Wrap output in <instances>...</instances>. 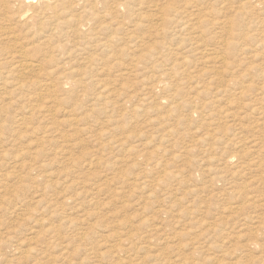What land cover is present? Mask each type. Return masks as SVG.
Listing matches in <instances>:
<instances>
[{"label": "rangeland", "instance_id": "374dc122", "mask_svg": "<svg viewBox=\"0 0 264 264\" xmlns=\"http://www.w3.org/2000/svg\"><path fill=\"white\" fill-rule=\"evenodd\" d=\"M104 6L95 37L0 20L42 67L0 68V264H264V0Z\"/></svg>", "mask_w": 264, "mask_h": 264}, {"label": "bare ground", "instance_id": "6f19581e", "mask_svg": "<svg viewBox=\"0 0 264 264\" xmlns=\"http://www.w3.org/2000/svg\"><path fill=\"white\" fill-rule=\"evenodd\" d=\"M33 0H0V20L1 21H9V22H13V23H16V26L18 27V31L17 33H21V32H25L23 31L26 27L28 28L33 21H38V24L39 26H42V25H46L47 24V29H51L53 28V30H60V34L61 35H67L69 32L74 34L76 32H80V33H86L92 37H95L94 33H91L88 31V29L91 31V19L92 17L93 18H97V14H98V8H97V4L99 1H102L104 3V8L105 10L104 11V14L101 15V16H116V14L121 11V9L124 10V8L126 7H129L131 5V2L132 0H85L84 2L86 3V5H83L81 4V1L80 0H39V3H40V6L41 8L38 9V10H35L33 9L32 7H30V3L32 2ZM35 1V0H34ZM148 1V0H147ZM211 1V0H210ZM83 2V3H84ZM172 3V2H170ZM180 4V3H179ZM195 4V3H194ZM192 4V5H194ZM142 5V4H141ZM165 5V4H164ZM83 8L79 11V8ZM88 6V7H87ZM157 6V5H156ZM185 6V5H184ZM210 6V5H209ZM164 6H162L161 4V7H157V11L154 13V15H156L157 17H159V19L161 18L163 20V16H164V20L165 22H169L171 21L172 19L170 18H167L165 15H164V10L165 8H163ZM219 7V6H218ZM78 8V10H77ZM103 8V9H104ZM177 8V7H176ZM187 8V7H186ZM195 8V7H194ZM198 8V7H197ZM146 9V8H145ZM183 9V7H182ZM211 9V8H210ZM102 10V9H101ZM138 10H141V9H138ZM169 12H171V7H169L167 9ZM196 10V9H194ZM193 10V11H194ZM207 10V9H206ZM148 11V10H146ZM174 11H177L176 9H174ZM192 11V12H193ZM100 12V11H99ZM151 12V10H150ZM153 12V11H152ZM188 12V11H187ZM196 12V11H195ZM198 12V11H197ZM200 12V11H199ZM205 13V12H204ZM123 14V13H122ZM121 14V15H122ZM127 14V13H126ZM136 14V13H135ZM134 14V15H135ZM148 14V13H147ZM150 14V13H149ZM202 14V13H201ZM142 15V14H141ZM146 15V14H144ZM187 15V14H186ZM189 15V14H188ZM86 16H91V18H89L90 20H88L87 18L85 19ZM140 16V15H139ZM152 17V15H150ZM195 16V15H194ZM197 16V14H196ZM209 16V15H208ZM181 17V16H180ZM183 17V16H182ZM192 17V16H190ZM213 17V16H212ZM119 18V17H118ZM199 19V17H197ZM203 18V16H202ZM201 18V19H202ZM210 18V17H209ZM233 18V17H232ZM185 19V17H184ZM194 18H192L193 20ZM228 19L225 17V20ZM109 20V19H108ZM156 20V19H155ZM174 20V19H173ZM152 21V19H151ZM198 21V20H197ZM216 21V20H215ZM221 21H223L221 19ZM108 21H106L105 23H107ZM119 23H121L120 21H118ZM153 22V21H152ZM155 22V21H154ZM174 22V21H173ZM175 22H177V19L175 20ZM179 22V21H178ZM177 22V24H178ZM188 23V21H186ZM186 22H185V25H186ZM228 22V21H227ZM109 23V22H108ZM143 23V21H142ZM145 23V21H144ZM162 23V21H161ZM190 23V22H189ZM211 23V22H210ZM219 23V22H218ZM222 23V22H221ZM221 23L219 26H221ZM224 23V22H223ZM98 24V23H97ZM101 24V23H100ZM125 24V23H124ZM152 24V23H151ZM197 24V23H196ZM217 24V23H216ZM215 24V25H216ZM231 24V23H230ZM229 24V25H230ZM239 25H241L240 22H238ZM2 25V24H1ZM6 25V24H5ZM10 25V24H9ZM12 25V24H11ZM10 25L9 26H0V28H9V29H12V30H9L10 33H9V36L11 34H14L15 35V31H13L14 28H12ZM104 25V24H103ZM113 25V24H112ZM119 25V24H118ZM132 25V24H131ZM142 25V24H141ZM159 25V24H157ZM184 26V24H182ZM226 25V24H225ZM228 25V24H227ZM15 26V24H14ZM32 26V25H30ZM50 26V27H48ZM95 26V25H94ZM182 26V27H183ZM193 25L191 24L190 27H192ZM210 26V25H209ZM218 26V25H216ZM45 27V26H42V27H39L40 30ZM135 28V26H133ZM131 27V28H133ZM142 27V26H141ZM151 27V26H150ZM149 27V28H150ZM180 27V26H179ZM195 27V26H194ZM202 27V26H201ZM99 28V27H98ZM171 28V27H170ZM203 28V27H202ZM216 28V27H215ZM226 28V27H225ZM228 28V27H227ZM38 29V28H37ZM94 29V27H93ZM92 29V30H93ZM143 29V28H142ZM153 29V27L151 28ZM159 29V28H158ZM160 29H161V26H160ZM167 29V28H166ZM172 29V28H171ZM176 29V28H175ZM179 29V28H178ZM187 29V28H186ZM190 29V28H189ZM230 29V27H229ZM228 29V30H229ZM3 30V29H2ZM5 30V29H4ZM98 30V29H97ZM123 30V29H122ZM127 30V29H126ZM131 30V29H130ZM141 30V29H139ZM145 29H143L144 31ZM1 31V30H0ZM27 31V29H26ZM42 31V30H41ZM45 31V30H44ZM94 31V30H93ZM96 31V30H95ZM135 31V30H134ZM180 31V30H179ZM245 31V30H244ZM247 31V30H246ZM251 31V29H250ZM109 32V31H108ZM132 32V31H131ZM141 32V31H140ZM175 33V31H173ZM181 32V31H180ZM202 32V31H201ZM225 32V31H224ZM232 32V31H230ZM3 33V32H1ZM28 33V32H27ZM116 33V32H114ZM113 33V34H114ZM178 33V32H177ZM198 33V32H196ZM264 33V31H263ZM109 34V33H108ZM107 34V35H108ZM112 34V35H113ZM125 34V33H124ZM130 34V33H129ZM134 34V33H132ZM136 34V33H135ZM183 34V33H182ZM7 35V34H6ZM32 37H35V34L34 32L31 33V34H28ZM98 35V34H97ZM102 35V34H101ZM104 35V34H103ZM106 35V36H107ZM112 35H109L108 37H106L104 39L105 43H104V46L105 47H108L110 46L112 43H113V37ZM139 35V33H138ZM164 35V34H163ZM3 37V35H1ZM5 36V35H4ZM8 36V35H7ZM27 36V35H26ZM127 36V35H126ZM210 36V35H209ZM237 36V35H236ZM242 36V35H241ZM15 37V36H14ZM24 37H25V34H24ZM28 37V36H27ZM26 37V38H27ZM231 37V36H230ZM144 38V37H143ZM198 38V37H197ZM211 38V37H210ZM243 38V37H242ZM14 39V38H13ZM140 39V38H139ZM192 39V37H191ZM2 40V39H1ZM5 40V39H4ZM16 40V39H15ZM103 40V39H102ZM101 40V41H102ZM129 40V39H128ZM133 40V39H132ZM194 40V39H193ZM199 40V39H198ZM217 40V39H216ZM219 40V39H218ZM230 40V39H229ZM228 40V41H229ZM99 41V40H98ZM196 41V40H195ZM208 41V40H207ZM227 41V40H226ZM5 42V41H4ZM9 42V41H8ZM16 42V41H15ZM18 42V41H17ZM21 42V41H20ZM218 42V41H217ZM230 42V41H229ZM3 44V43H2ZM1 44V45H2ZM5 44V43H4ZM9 44V43H8ZM17 44V43H16ZM21 44V43H20ZM26 44V42H25ZM199 44V43H198ZM228 44V43H227ZM24 45V44H23ZM63 44H58L57 46L55 47H58V48H61L62 50H65L64 47H62ZM221 45V44H220ZM223 45V44H222ZM14 46V44L12 45ZM16 46V45H15ZM26 46V45H25ZM24 46V47H25ZM202 46V44H201ZM10 47V46H9ZM29 47V46H28ZM54 47V48H55ZM20 48V49H19ZM17 50L13 51V52H10V51H6L4 52L5 50L1 49L0 48V68L2 66H10L11 68L9 69V73H12V71H14L13 69H15L16 72H18L19 75H25V76H29L30 74H32V72L34 71H40L42 70V67L40 65L39 62H36L35 60H33L32 58H30L28 56V53L30 52H27L26 50L24 49H21V47H19ZM23 48V47H22ZM216 48V47H215ZM214 49V48H213ZM239 49V48H238ZM263 49V48H262ZM193 50V49H192ZM206 50V49H205ZM211 50V49H209ZM225 50V49H224ZM204 51V50H203ZM217 51V50H216ZM221 51V50H220ZM209 53V51H207ZM213 52V50H212ZM223 52V51H222ZM222 52L220 55H222ZM227 52V51H225ZM31 53V52H30ZM210 54V53H209ZM214 54V53H213ZM217 54V52H216ZM218 55V54H217ZM217 55H216V58H217ZM219 55V56H220ZM227 55V54H226ZM212 56V55H211ZM225 57V56H224ZM213 58V57H212ZM223 58V57H222ZM225 59V58H223ZM214 60V59H213ZM227 60V59H226ZM220 61V60H219ZM224 62V61H223ZM214 63V62H212ZM220 63V62H219ZM234 63V62H233ZM216 64V63H215ZM221 64V63H220ZM231 64V63H230ZM217 65V64H216ZM224 65V64H223ZM214 67V66H213ZM229 67V66H228ZM211 68V67H210ZM218 68H221V67H218ZM224 68V67H223ZM209 69V68H208ZM217 72V70H216ZM220 72V71H219ZM224 72V71H222ZM26 74H29V75H26ZM197 74V73H196ZM199 74V73H198ZM18 78V77H16ZM26 79V78H25ZM160 79V78H158ZM162 79V78H161ZM32 80V79H31ZM67 80V79H65ZM163 80V79H162ZM166 80V79H165ZM164 81V80H163ZM263 82V81H262ZM29 82H25L23 79H20L17 81V83H15L14 85L16 86L17 89L19 90H22L24 88H27V85H28ZM160 83V82H159ZM30 84V83H29ZM264 84V83H263ZM13 86V87H15ZM12 87V88H13ZM176 87V86H175ZM221 87V86H220ZM217 88V87H216ZM222 88V87H221ZM11 89V88H10ZM159 89V87H158ZM219 89V88H218ZM224 90V89H223ZM243 90H245L243 88ZM13 91V90H12ZM216 92V91H215ZM243 95V94H242ZM219 96V95H218ZM220 97V96H219ZM202 98V97H201ZM10 99V98H9ZM253 100V99H252ZM256 101V100H255ZM165 102V101H164ZM254 103V102H253ZM257 106V105H256ZM22 116V115H21ZM23 118V116H22ZM21 118V119H22ZM24 119V118H23ZM231 158H233L234 156H230ZM229 157V158H230ZM14 169V168H13ZM16 170V169H15ZM17 172V171H15ZM19 174V173H17ZM10 190V189H9ZM14 191V190H13ZM12 191V192H13ZM11 194V193H10ZM9 195V194H7ZM6 195V196H7ZM14 196V195H13ZM91 195H89L90 197ZM263 201V200H261ZM25 215V214H24ZM31 244V243H30ZM14 248V247H13ZM28 249V248H27ZM25 249V250H27ZM18 250L20 251L19 254H23V251L20 250L18 248ZM24 250V251H25ZM31 250V249H30ZM30 253V252H29ZM24 255L26 254H23L21 255L19 258V262L18 264H27L30 262V257H28L26 255L25 257V260H23L24 258ZM13 257V256H12ZM17 257V256H16Z\"/></svg>", "mask_w": 264, "mask_h": 264}]
</instances>
